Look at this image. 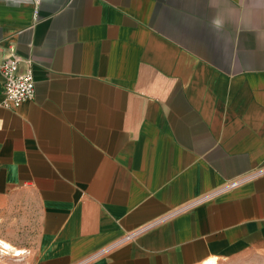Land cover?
<instances>
[{
	"label": "crops",
	"instance_id": "crops-1",
	"mask_svg": "<svg viewBox=\"0 0 264 264\" xmlns=\"http://www.w3.org/2000/svg\"><path fill=\"white\" fill-rule=\"evenodd\" d=\"M11 55L0 264H264V0H0Z\"/></svg>",
	"mask_w": 264,
	"mask_h": 264
},
{
	"label": "built area",
	"instance_id": "built-area-1",
	"mask_svg": "<svg viewBox=\"0 0 264 264\" xmlns=\"http://www.w3.org/2000/svg\"><path fill=\"white\" fill-rule=\"evenodd\" d=\"M21 61L16 55H11L0 63L4 95L0 107L17 108L34 97L31 62L26 60L25 69L20 70Z\"/></svg>",
	"mask_w": 264,
	"mask_h": 264
},
{
	"label": "bare ground",
	"instance_id": "bare-ground-1",
	"mask_svg": "<svg viewBox=\"0 0 264 264\" xmlns=\"http://www.w3.org/2000/svg\"><path fill=\"white\" fill-rule=\"evenodd\" d=\"M10 250H13V252L16 255H19L20 253H22V250L13 248L9 243H7V242H5V241L0 239V252L6 253V252H8Z\"/></svg>",
	"mask_w": 264,
	"mask_h": 264
},
{
	"label": "rangeland",
	"instance_id": "rangeland-1",
	"mask_svg": "<svg viewBox=\"0 0 264 264\" xmlns=\"http://www.w3.org/2000/svg\"><path fill=\"white\" fill-rule=\"evenodd\" d=\"M16 244H20V245H22V244H26V243H24V242H20V243H16ZM3 254H5V253H3ZM0 256H1V253H0ZM6 264H12V260L11 259H6ZM229 264H257V263H254L252 260H240V261H234V262H232V263H229Z\"/></svg>",
	"mask_w": 264,
	"mask_h": 264
}]
</instances>
